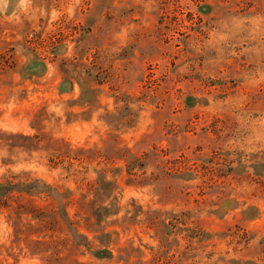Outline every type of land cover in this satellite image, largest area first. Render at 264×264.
<instances>
[{
  "label": "rangeland",
  "instance_id": "rangeland-1",
  "mask_svg": "<svg viewBox=\"0 0 264 264\" xmlns=\"http://www.w3.org/2000/svg\"><path fill=\"white\" fill-rule=\"evenodd\" d=\"M0 264H264V0H0Z\"/></svg>",
  "mask_w": 264,
  "mask_h": 264
},
{
  "label": "trees",
  "instance_id": "trees-1",
  "mask_svg": "<svg viewBox=\"0 0 264 264\" xmlns=\"http://www.w3.org/2000/svg\"><path fill=\"white\" fill-rule=\"evenodd\" d=\"M32 184H34V183H32ZM32 184H29V185L27 184L26 185L27 186V191L34 192V193L50 192V191H48V189L47 190H45V189H38L39 187L37 188L36 185H32Z\"/></svg>",
  "mask_w": 264,
  "mask_h": 264
}]
</instances>
